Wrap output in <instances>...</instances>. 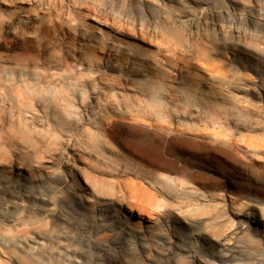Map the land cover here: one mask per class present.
<instances>
[{
  "label": "rangeland",
  "instance_id": "rangeland-1",
  "mask_svg": "<svg viewBox=\"0 0 264 264\" xmlns=\"http://www.w3.org/2000/svg\"><path fill=\"white\" fill-rule=\"evenodd\" d=\"M263 116L264 0H0V264H264ZM162 128L220 186L180 196Z\"/></svg>",
  "mask_w": 264,
  "mask_h": 264
},
{
  "label": "bare ground",
  "instance_id": "bare-ground-1",
  "mask_svg": "<svg viewBox=\"0 0 264 264\" xmlns=\"http://www.w3.org/2000/svg\"><path fill=\"white\" fill-rule=\"evenodd\" d=\"M260 115H263V114H260ZM258 122L260 124L262 123L261 121H258ZM188 125L187 126L185 125L187 129L196 132V130H197L196 127H194V126L192 127V126H188ZM160 131H162L161 132L162 135H153L151 137V140L145 144L144 148L142 149V153H145L147 155H151V157H154L157 162L162 164L171 173H174L176 175L181 174V175L186 177V178L184 177L182 179V182L180 183V186H182V190L179 193L180 196L181 195H185V196L188 195L189 196V194L192 193L190 197H184V198L189 199L188 201L200 200L201 194L199 191L189 192L186 188L188 183L190 182V179L192 180V183H196V184L201 185V186H207L209 188L211 187L213 189H216L218 186H220L221 182L219 183V180H218L219 178L217 176L221 172L217 169V158L218 157L220 158L223 156L222 152L220 151V148H221L220 145L224 143L223 141H222L223 143H221L218 139L213 137V140L209 143V146L204 147V146H200L196 142H191V141L183 139V138L174 139L171 137V135H172L171 131L164 130L163 128ZM207 133L208 132H206V134ZM212 135L214 136V134H212ZM234 143L238 146L237 142L234 141ZM226 156H227V154H226ZM224 172L225 171H223V173ZM224 174H226V173H224ZM156 181H158L160 185L170 189L171 191H178L174 186V184H175L174 181H171L168 179H162V181H160V179L159 180L156 179ZM231 182L228 181L227 183L229 184ZM188 201H186V202H188ZM190 209H188V210L183 209V210H181L180 213H183L185 216H187V212L190 211ZM131 211L132 210L128 211L127 213L130 214ZM215 211H217V210H215ZM190 213L191 212H189V215H190ZM193 213H194V211L192 212V214ZM217 213H218V211H217ZM214 214L212 216H214ZM238 214L240 215L241 212H239ZM198 216H199V214H198ZM221 216L222 215H220V217ZM127 217H130V216L128 215ZM250 217H252V220H256V217L254 215H251ZM203 218H204V216H203ZM212 219L214 220V218H212ZM259 220L261 222H264V215L261 216V218ZM218 221H219V219H218ZM218 221H217V223H218ZM196 222L198 223V221H196ZM213 222H215V221H213ZM226 222H227V220H226ZM218 227H220V226H218ZM248 227H249V225H245V226L243 225V227H241V229L239 231H235L232 234H230V233L229 234H222V232L219 233V232H217L219 230L217 227L212 228L211 230L209 229L210 231L208 230V232H209V234H211L212 241L217 242L219 245H221L223 248V252H226L227 250L233 249V246L230 245L232 235L237 233V234H242L241 236L247 237L248 233H250ZM24 250H22V249L19 250V254H18L19 259H25L26 263H28V264H35V262H37V264L39 263L36 260V258H34L33 256H31L30 259L24 258L23 255L26 254V250L25 251ZM28 257H30V256H28ZM15 262H16V260H15ZM22 262H23V260H22Z\"/></svg>",
  "mask_w": 264,
  "mask_h": 264
}]
</instances>
